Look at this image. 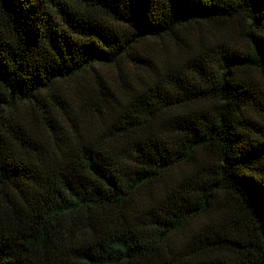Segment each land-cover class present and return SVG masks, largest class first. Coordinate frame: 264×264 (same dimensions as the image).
Instances as JSON below:
<instances>
[{
    "label": "trees",
    "instance_id": "obj_1",
    "mask_svg": "<svg viewBox=\"0 0 264 264\" xmlns=\"http://www.w3.org/2000/svg\"><path fill=\"white\" fill-rule=\"evenodd\" d=\"M0 264H264V0H0Z\"/></svg>",
    "mask_w": 264,
    "mask_h": 264
},
{
    "label": "rangeland",
    "instance_id": "obj_2",
    "mask_svg": "<svg viewBox=\"0 0 264 264\" xmlns=\"http://www.w3.org/2000/svg\"><path fill=\"white\" fill-rule=\"evenodd\" d=\"M169 47H170V46H168V48H167L168 50H169Z\"/></svg>",
    "mask_w": 264,
    "mask_h": 264
}]
</instances>
